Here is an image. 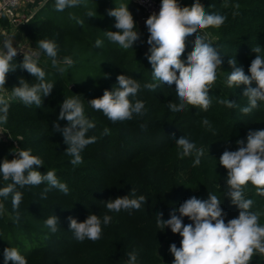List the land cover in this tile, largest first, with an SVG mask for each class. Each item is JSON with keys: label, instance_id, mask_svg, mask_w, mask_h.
<instances>
[{"label": "trees", "instance_id": "obj_1", "mask_svg": "<svg viewBox=\"0 0 264 264\" xmlns=\"http://www.w3.org/2000/svg\"><path fill=\"white\" fill-rule=\"evenodd\" d=\"M49 1L38 5L30 20L19 27L17 36L27 48L17 50L11 62L16 69L6 75L5 88H0L3 92L0 96L9 103L7 122L0 124L6 137L5 140L0 137V162L18 158L15 152L30 149L32 155L43 160V166H34V170L41 174L54 170L69 192L64 194L52 188L47 198L42 199L47 184L17 187L23 194L17 210L19 223L14 219L11 196L0 197L5 208L0 214V264H5L3 250L7 247L18 249L27 264H124L130 252H136V264H156L157 251L165 242L169 246L175 243L179 248L181 240L168 227L163 231L158 229L156 215L163 213L162 219H169V212L192 196L207 199L208 193L215 194L222 201L225 222L236 218L239 209L225 196L227 173L219 165V157L226 149L237 150L236 141H246L249 130H264V102H258V107L249 114L241 112V108L248 106L247 97L243 96L245 86H227L232 71L228 61L235 59L245 74L250 75L248 69L256 57L252 49L259 45L262 49L258 54L264 57V0H199L206 12L226 17L220 27L204 29L215 40L199 32L217 48L222 65L209 91L211 106L207 111L187 106L182 112H173L168 107L169 102L180 103L175 84L170 87L152 78L146 58L149 33L135 4L130 0H86L63 10L67 18L58 21L41 14ZM158 1L160 4L161 0ZM193 2L178 0L181 7H190ZM122 5H127L140 33V40L126 50L109 41L105 34L116 31L115 18L107 14L108 10ZM89 11L93 17L87 16ZM70 14L82 20L83 25L70 19ZM97 39L102 41V46L95 47ZM40 40L55 42L57 60L62 66L66 58L74 64L60 74L52 67L51 59L41 52L38 66L46 73L45 81L54 85L51 94L42 97V105L37 108L25 106L11 93L21 78L30 85L39 82L19 65L23 54L37 50ZM194 41V36L187 37L185 52L180 57L185 63ZM118 75L132 77L141 85L137 95L129 99L142 101L144 114L134 113L130 120L113 123L88 101L101 97L105 90L117 88ZM147 83H157L158 87L150 91L143 87ZM251 86L255 87V82ZM70 98L83 104L85 116L95 124L86 134V138L95 137V142L80 153L83 163L78 165L70 163L73 157L65 153L67 145L63 136L53 129L54 121L61 128L67 125L66 120L57 117L64 99ZM220 100L234 101L237 106L228 108ZM203 118L210 121L211 128L201 123ZM106 128L108 134L104 133ZM181 136L204 150L199 166H192L194 155L183 158L179 155L182 150L175 140ZM9 183L0 176V188ZM131 189L136 190V197L146 198L139 210H132L131 214L107 210L105 202L126 195L131 198ZM243 194L253 200L250 210L261 213L259 223L264 226V195H259L250 183ZM224 202L226 206H222ZM89 214H96L101 220L109 215L111 222L102 224L100 240L78 242L69 230L68 218L83 222ZM51 215L59 220L55 233L44 223ZM183 223L192 222L183 217ZM250 264H264V254H254Z\"/></svg>", "mask_w": 264, "mask_h": 264}, {"label": "clouds", "instance_id": "obj_2", "mask_svg": "<svg viewBox=\"0 0 264 264\" xmlns=\"http://www.w3.org/2000/svg\"><path fill=\"white\" fill-rule=\"evenodd\" d=\"M83 0H55V10L63 11L66 8L77 7ZM110 17L115 18L116 31L105 32L109 41L118 44L123 49L132 48L140 40L136 22L128 10L127 5L108 10ZM88 17H93L89 11ZM70 19H76L78 25L83 21L70 14ZM226 17L217 13H208L194 0L193 4L181 7L178 0H161L158 13H152L145 20L147 32V44L149 45L146 58L151 65V73L154 81L172 86L180 103L169 102L168 107L173 112L185 111L187 106L200 108L204 111L211 106L209 91L217 79V73L221 70L222 59L217 48L206 42L199 30L210 27H220ZM194 36V46L187 56V62L180 57L185 52L187 37ZM13 37L7 36L0 42V88H5L6 75L16 69L12 65L17 49L13 46ZM102 46V41L97 39L95 47ZM37 50L30 54H23V61L19 65L39 82L30 85L23 78L18 87L12 88V97L21 101L25 106L42 105V97L51 94L53 83L45 81L46 73L38 66L39 57L43 52L51 59L52 67L60 74L67 71V67L74 64L70 58L63 61V66L57 60V45L50 40H40L36 45ZM261 47L257 45L252 51L256 53L251 61L246 75L242 66L237 65L235 59H229L228 63L232 71L227 77L229 88L244 85L243 96L247 97L248 106L241 108L243 114H249L258 107V102H264V57L258 53ZM178 73V74H177ZM118 87L112 91L105 90L99 98L88 101V104L96 111H101L113 123L132 119L133 114H144V103L140 100L133 102L129 97H135L141 89L138 81L126 75L116 77ZM255 82V87L252 83ZM150 91H155L157 83H147L143 86ZM228 108L236 107V102L220 100ZM8 99L0 96V124L7 122ZM57 120H66L63 128L57 122H53V129L63 136V142L67 145L65 153L73 157L70 161L73 165L83 163L80 153L89 144L95 142V137L86 138L90 129L95 127L84 113L83 104L75 99H64L60 106ZM201 123L211 128L210 121L203 118ZM144 128V125H141ZM108 134V129L104 130ZM181 158L194 155L193 167L201 163L204 155L202 148H197L194 142H190L184 136L175 140ZM237 150L223 151L219 157V165L226 170L225 187L231 203L239 209L238 216L225 222L226 213L221 207V199L215 194L208 193L207 199H199L192 196L180 204L178 209L169 212V219H162L163 213H158L156 226L162 231L170 228L173 234L181 237L180 247L175 243L169 246V251L174 257L172 264H250L254 254H264V226L259 223L260 212L251 211L252 199H246L243 190L250 183L255 187L259 195H264V130H249L244 139L236 141ZM18 158L4 159L0 162V176L5 181H11L6 187L0 188V197L7 199L11 196L14 219L19 223V205L23 194L17 187L39 186L47 184L41 193V198L46 199L47 193L52 189H58L67 194L68 186L58 180L55 171L50 170L45 174L34 170V166H43V160L32 155L31 150L15 152ZM129 195L117 197L105 202L109 212L139 210L146 202L141 195L136 197V190L131 189ZM4 204L0 203V214H3ZM179 213L177 215L176 213ZM183 217H187L192 223L184 224ZM69 230L74 234L78 242L86 239L95 243L103 234L102 224L111 222L109 215L103 219L96 214H89L83 222L69 217ZM45 226L55 233L58 230L59 220L55 215L45 220ZM127 264H136V252H130ZM5 264H27V260L16 248L3 250Z\"/></svg>", "mask_w": 264, "mask_h": 264}, {"label": "built area", "instance_id": "obj_3", "mask_svg": "<svg viewBox=\"0 0 264 264\" xmlns=\"http://www.w3.org/2000/svg\"><path fill=\"white\" fill-rule=\"evenodd\" d=\"M34 0H0V22L2 19H5L7 27L6 30L9 32V36H11L16 29L20 26L26 24L30 17L36 10L31 11L29 9V5H33ZM45 0H42L38 4L40 5ZM133 4H135L141 10L140 20L145 23V20L152 13H158L160 4L158 0H130ZM37 4V5H38ZM33 8V7H32ZM25 12H23V11ZM33 12V13H31ZM2 130L0 128V136L2 134ZM3 136V135H2Z\"/></svg>", "mask_w": 264, "mask_h": 264}, {"label": "rangeland", "instance_id": "obj_4", "mask_svg": "<svg viewBox=\"0 0 264 264\" xmlns=\"http://www.w3.org/2000/svg\"><path fill=\"white\" fill-rule=\"evenodd\" d=\"M83 1L86 2V0H83ZM38 5H36V4L30 5L29 6V9L31 11H33V10H35L34 7L37 8ZM54 5H55V0H50L49 3H48L47 8L44 9L41 14L44 17H48L50 19L54 18V19H58V21L65 20L67 18V16L65 15V12L55 10V6ZM23 12H25V11H23ZM31 13H33V12H31ZM18 29H16V31H14V33L11 35L13 37V41H12L13 42V46L17 50H20L21 49L22 51H25L27 47H26V44L23 41V39L20 38V37H18L19 36L18 35ZM10 31H11V29L9 30V32ZM9 32H7V35L6 36L0 35V42H2L8 36ZM199 32H201L207 38H209L211 40H215V38L211 37V35L208 33V31H206V30H199ZM0 47H2V46H0ZM2 138L4 140L6 139V137L4 135L2 136ZM226 205L227 204L224 202L222 206H226ZM157 257H158V259H157L156 264H172V261H173L174 257L172 256V254L169 251V245H167V242H165V244L159 248V251H157ZM127 261L128 260H126L124 262V264H127Z\"/></svg>", "mask_w": 264, "mask_h": 264}, {"label": "crops", "instance_id": "obj_5", "mask_svg": "<svg viewBox=\"0 0 264 264\" xmlns=\"http://www.w3.org/2000/svg\"><path fill=\"white\" fill-rule=\"evenodd\" d=\"M42 0H34L33 1V3L34 4H38L39 2H41ZM31 5V4H30ZM29 5V6H30ZM3 24V25H2ZM6 27H7V24H6V21H5V19H2V21L0 22V35H4V36H6L7 35V30H6ZM8 36H9V34H8ZM3 92H2V90H0V94H2ZM2 135H3V133L1 134V138H2Z\"/></svg>", "mask_w": 264, "mask_h": 264}, {"label": "water", "instance_id": "obj_6", "mask_svg": "<svg viewBox=\"0 0 264 264\" xmlns=\"http://www.w3.org/2000/svg\"><path fill=\"white\" fill-rule=\"evenodd\" d=\"M74 90H75V89L72 87V91H74ZM15 155L18 157V154H17V153H16Z\"/></svg>", "mask_w": 264, "mask_h": 264}]
</instances>
